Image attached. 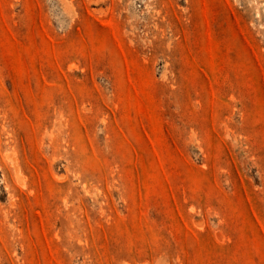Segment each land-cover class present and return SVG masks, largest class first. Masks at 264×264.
<instances>
[{
  "label": "rangeland",
  "instance_id": "obj_1",
  "mask_svg": "<svg viewBox=\"0 0 264 264\" xmlns=\"http://www.w3.org/2000/svg\"><path fill=\"white\" fill-rule=\"evenodd\" d=\"M0 264H264V0H0Z\"/></svg>",
  "mask_w": 264,
  "mask_h": 264
}]
</instances>
